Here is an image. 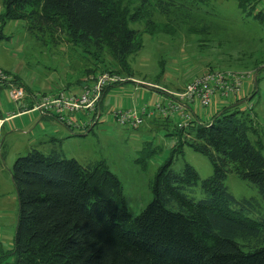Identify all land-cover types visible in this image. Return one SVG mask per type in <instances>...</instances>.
Wrapping results in <instances>:
<instances>
[{
	"label": "trees",
	"instance_id": "16d2710c",
	"mask_svg": "<svg viewBox=\"0 0 264 264\" xmlns=\"http://www.w3.org/2000/svg\"><path fill=\"white\" fill-rule=\"evenodd\" d=\"M173 1L160 0L161 12L174 8ZM184 1L180 8L187 11L208 4ZM1 2V25L20 21L29 34L50 41L63 35L87 55H81L91 61L86 78L117 72L131 76L129 58L142 49L143 34L153 35L159 27L148 0H140L132 13L116 0ZM237 11L240 18L264 26L262 0H237ZM135 23L145 29H131ZM12 77L32 95L17 75ZM245 98L206 120L194 115L184 130L157 120L165 130L172 127L177 142L150 182V203L134 217L105 162L83 166L57 149L43 154L32 148L18 157L10 171L18 204L14 264H264V220L251 217L258 212L257 201L236 199L224 183L228 174L236 175L253 185L264 203V138L240 105ZM184 146L207 158L211 176L200 179L187 163L181 171L172 168ZM136 163L145 170V159ZM198 186L202 198L195 200L190 194Z\"/></svg>",
	"mask_w": 264,
	"mask_h": 264
},
{
	"label": "rangeland",
	"instance_id": "374dc122",
	"mask_svg": "<svg viewBox=\"0 0 264 264\" xmlns=\"http://www.w3.org/2000/svg\"><path fill=\"white\" fill-rule=\"evenodd\" d=\"M116 1L131 13L140 2ZM184 2L174 0L176 6L169 8L168 12L163 11L164 15L160 0H148L150 16L159 27L153 35L143 34L142 49L129 58L131 76L120 72L106 73L117 82L111 84V92L105 99L101 98L102 102L100 100L99 121L90 127L92 130L89 132L73 128L79 137L73 144L63 146L64 157L75 159L83 166L101 161L106 163L120 181L125 205L133 217L150 203V182L157 168L169 157L177 140L172 135V127L168 130H149L146 120L138 129L121 127L112 118V109H133L143 105L151 107L162 96L167 98L180 93L187 84L204 73L220 71L245 74L250 75V80L244 84V92L250 99L240 105L248 109L264 138V26L240 18L237 0H208V4L197 11L194 8L188 11L180 8L185 5ZM2 11L0 0V15ZM129 26L133 30L145 29L143 23ZM0 36V70L11 76L17 75L33 95L56 93L50 89L62 80L84 82L85 85L90 77L99 75L86 78L91 61L82 58L81 55H87L69 44L63 35L56 36L54 41L46 36L39 39L29 34L25 24L19 21L4 25L0 23ZM256 74L257 84L254 83ZM158 93L162 95L158 97ZM217 102L218 107H224L232 101L217 97ZM22 119L24 123L34 119L27 130L13 132L15 122L7 121L0 131L2 154L9 170L18 157L25 156L32 148L41 152L51 148L49 142L43 145L39 141L32 145L30 143L42 135L41 125L46 123L49 131L56 124L54 119L43 120L38 114ZM182 150L183 155L174 159L172 168L175 171H181L184 163H187L196 170L200 179L211 176L212 167L206 157L187 146ZM140 159L146 160L145 170L136 163ZM0 182V264H14L15 258L11 253L18 204L11 176L7 174L4 163L0 165ZM224 183L236 199L256 200L258 212L251 217L264 220V203L253 185L233 174H228ZM190 196L195 200L202 198L199 186Z\"/></svg>",
	"mask_w": 264,
	"mask_h": 264
},
{
	"label": "built area",
	"instance_id": "2783aa9c",
	"mask_svg": "<svg viewBox=\"0 0 264 264\" xmlns=\"http://www.w3.org/2000/svg\"><path fill=\"white\" fill-rule=\"evenodd\" d=\"M262 2L264 4V0ZM113 78L106 73L90 77L79 94L63 91L40 96L32 94L35 99L31 107L23 105L20 114L36 111L43 116L55 118L69 129L86 130L98 120L96 116L100 113L98 105L103 91L117 82ZM248 79L250 80V75L232 72L204 73L193 79L180 93L159 98L151 107L143 105L133 109H112L110 114L119 126L128 129H138L146 119H158L172 121L177 129L184 130L193 120V108H198L203 113L216 105L217 97L224 101L242 97L244 84ZM0 88L5 91L8 101L15 105L23 102L29 95L24 87L13 81L11 75L1 70ZM79 115L81 119L77 118ZM3 122L0 120V125Z\"/></svg>",
	"mask_w": 264,
	"mask_h": 264
},
{
	"label": "crops",
	"instance_id": "0c3cea01",
	"mask_svg": "<svg viewBox=\"0 0 264 264\" xmlns=\"http://www.w3.org/2000/svg\"><path fill=\"white\" fill-rule=\"evenodd\" d=\"M83 86H84V83L79 84L77 81L72 83V81L69 82V81H63L62 80L59 83V85L53 86L52 87L53 89H50V90H53V91L56 92V91H58V90H60L62 88V89H64L65 91H67L69 93L79 94ZM111 90L112 89H110L106 94H104V99H105L106 95L109 92H111ZM31 93H33V92L31 91ZM161 95H162L161 93H158V97L161 96ZM164 96H167V95L164 94ZM243 97H246L245 92H244ZM162 98H164V97L162 96ZM34 99H35L34 96L28 95L27 98L25 100H23V102L15 105V104H12V103H10L8 101V99H7L6 95H5V91L0 88V120L4 121L3 124L0 125V131L4 128L5 123L7 121L15 122V124L13 125L14 128L12 129L13 132H20V131L22 132V131L27 130L28 129L27 127L31 126L32 123H33V120H34V119L33 120L29 119L30 120L29 122L26 121L24 123V119H22V118L27 116V115L38 114L40 116V119H43V120L44 119H54L56 124H54L53 127H51L49 129V131H47L46 123H43L41 125L42 126L41 127L42 135L40 137H37L30 144L32 145V143H37V141H39L38 143L43 145L46 142H49L51 144L50 145L51 148L48 151L43 150L42 151L43 154H48L51 151L57 149L64 155L63 146L64 145H71L74 142H76V140L79 137V135H76L74 133L73 129H69V128L65 127L63 124L59 123L55 118H53L51 116H43V115H41L40 113H38L36 111L20 114V111L22 110V106L25 105V106L31 107ZM249 99L250 98L247 99V97H246L244 100L241 101L240 104H242L244 102H247V100H249ZM217 103L218 102H217V99H216V105L211 107V109H209L207 112H203V113L199 109L193 108V110H192L193 111V115H196L199 118L206 120L214 112H216V111H218L219 109L222 108V107H218ZM102 105H103V103H102ZM102 105H101V108H102ZM211 110H213V111L211 112ZM13 113H14V115H12ZM100 115H101V109H100V113L97 116L98 121H99ZM6 119H8V120H6ZM157 120L158 119H146L149 130H151V129H155L156 130L158 128H161L159 125L156 124ZM23 133H25V132H23ZM0 146H1L0 147V152H1L0 165L2 163H4L5 170H7V174L9 175L11 169L9 170V168L5 164L6 162L4 161V156L2 154L3 146L1 145V143H0ZM0 184H1V182H0Z\"/></svg>",
	"mask_w": 264,
	"mask_h": 264
},
{
	"label": "water",
	"instance_id": "95a60500",
	"mask_svg": "<svg viewBox=\"0 0 264 264\" xmlns=\"http://www.w3.org/2000/svg\"><path fill=\"white\" fill-rule=\"evenodd\" d=\"M254 82H255V80H254Z\"/></svg>",
	"mask_w": 264,
	"mask_h": 264
}]
</instances>
